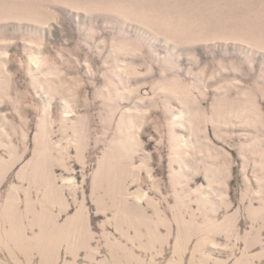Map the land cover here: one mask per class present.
<instances>
[{
    "label": "rangeland",
    "instance_id": "1",
    "mask_svg": "<svg viewBox=\"0 0 264 264\" xmlns=\"http://www.w3.org/2000/svg\"><path fill=\"white\" fill-rule=\"evenodd\" d=\"M0 264H264V0H0Z\"/></svg>",
    "mask_w": 264,
    "mask_h": 264
}]
</instances>
